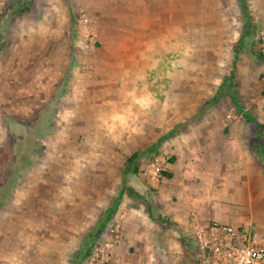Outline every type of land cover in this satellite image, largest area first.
I'll return each instance as SVG.
<instances>
[{"label": "rangeland", "instance_id": "1", "mask_svg": "<svg viewBox=\"0 0 264 264\" xmlns=\"http://www.w3.org/2000/svg\"><path fill=\"white\" fill-rule=\"evenodd\" d=\"M262 27L264 0H0V264H85L111 226L113 264L131 202L154 244L142 264H200L144 173L162 154L228 179L239 150L264 171V129L246 118L264 127Z\"/></svg>", "mask_w": 264, "mask_h": 264}, {"label": "crops", "instance_id": "2", "mask_svg": "<svg viewBox=\"0 0 264 264\" xmlns=\"http://www.w3.org/2000/svg\"><path fill=\"white\" fill-rule=\"evenodd\" d=\"M173 145L177 146L174 150L172 147H168L167 153L169 156L170 154L176 155L180 159L184 155V151L180 146L178 147L179 141H174ZM236 146L239 147L240 145L236 144ZM223 148L224 145L220 144L216 145L213 150L221 153ZM165 157L167 158V156ZM236 158L238 163L230 170V178L225 179L226 170H224L223 165H217L210 172V180L204 182L193 180L188 170L181 172L177 168L180 162L168 163L164 172L168 178L157 181L158 183L152 182L153 186H157L160 182L158 198L161 206H158V210L164 212L170 222L173 221L182 228L188 227L189 232L192 224L208 226L216 221L224 225L243 227L244 224L255 223L252 230L264 239V217L262 216L264 212V181L261 178L264 171L259 172L256 159L248 168L241 167L240 150L237 151ZM241 184H249L248 189L242 187ZM131 188L133 189V187ZM244 190H247L246 194L243 192ZM124 196H129L134 200L139 199L127 193ZM130 204L124 209L125 213L121 215L122 225L126 233L122 244L117 248V260L113 264L122 263L124 260L127 264H142L146 259L150 260V257L152 259L154 257L151 254L154 253V244L150 240V235L143 237V225H138L139 222L146 225L143 206L138 204L141 208H137L132 202ZM244 206L245 209H243ZM231 210L233 216L229 215ZM145 212V214L148 213V211ZM130 247L135 249L134 253H131ZM120 251H122L120 255L124 254L123 261L119 256ZM147 262V264H152L151 261Z\"/></svg>", "mask_w": 264, "mask_h": 264}, {"label": "built area", "instance_id": "3", "mask_svg": "<svg viewBox=\"0 0 264 264\" xmlns=\"http://www.w3.org/2000/svg\"><path fill=\"white\" fill-rule=\"evenodd\" d=\"M258 41L264 51V27L258 32ZM167 166L168 160L164 155H155L144 175L159 181ZM113 233L115 230L111 226L109 236ZM189 236L198 249L200 264H264V239L252 229L221 223L208 226L192 224ZM106 237L95 241L85 264H109L114 245Z\"/></svg>", "mask_w": 264, "mask_h": 264}, {"label": "trees", "instance_id": "4", "mask_svg": "<svg viewBox=\"0 0 264 264\" xmlns=\"http://www.w3.org/2000/svg\"><path fill=\"white\" fill-rule=\"evenodd\" d=\"M235 102L237 103V99H235ZM246 118L249 120V121H252L256 124H258L260 126V135L263 134V125L259 124L256 120H254L252 117H250L249 115H246ZM175 133H172L169 137L167 138H171L174 136ZM264 152V151H263ZM264 154V153H263ZM141 154H136L134 156H132L130 158V160L128 161V164L126 166V169L124 171V177L128 176L129 174H132V173H136V169L135 166L140 158ZM124 194L127 193L129 194L130 196H136L134 190L126 183V180H124ZM137 197V196H136Z\"/></svg>", "mask_w": 264, "mask_h": 264}]
</instances>
